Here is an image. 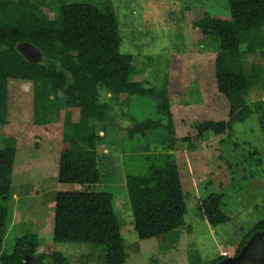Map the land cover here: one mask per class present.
I'll list each match as a JSON object with an SVG mask.
<instances>
[{"label":"rangeland","instance_id":"rangeland-1","mask_svg":"<svg viewBox=\"0 0 264 264\" xmlns=\"http://www.w3.org/2000/svg\"><path fill=\"white\" fill-rule=\"evenodd\" d=\"M83 1L111 3L119 25V50L133 55L134 79L142 80L156 93L164 91L169 106L166 117L152 93L136 94L124 102L121 98L125 95H119L118 101L104 91L99 94V101L110 107L104 122H94L102 137L96 148L99 171L102 184L114 194L126 244L125 264H219L234 255L243 238L264 219V134L258 115L233 124L226 134L195 137L200 121L226 119L228 108L216 91L213 76L217 41L193 28L192 21L203 12L229 18L226 0ZM45 11L49 18L56 14L55 9ZM243 64L251 79L246 101L251 105L264 101V51L245 55ZM9 90V117L8 123L0 126V147L5 138H14L16 154L3 249L11 252L15 237L33 233L38 238L35 252L43 254L45 262L52 251H58L68 264H106L103 253L91 245L53 241L54 194L86 188L58 183L56 177L58 154L63 148V118L78 121V110L63 108L44 128H34L31 87L15 81ZM168 119L173 136L191 138L192 147L187 145L190 141L178 150L168 147ZM146 120L158 123L125 138L126 128ZM167 158H174L178 165L187 206L184 223L175 232L139 239L133 226L127 176L144 175L149 166L161 165ZM213 192L222 194L221 212L226 216L216 225L198 209ZM253 246L250 253L263 256L255 263L264 264V245ZM35 261L26 256L22 264Z\"/></svg>","mask_w":264,"mask_h":264},{"label":"trees","instance_id":"trees-1","mask_svg":"<svg viewBox=\"0 0 264 264\" xmlns=\"http://www.w3.org/2000/svg\"><path fill=\"white\" fill-rule=\"evenodd\" d=\"M226 2L229 18L203 12L202 17L192 21L193 28L217 41L219 51L213 76L216 91L228 108L226 119H206L197 124L198 139L208 134H226L233 124L252 114L258 115L264 134V101L253 105L246 101L251 79L243 64L245 55L264 51V0ZM110 4L83 0H0V126L8 123L9 89L15 81L31 87L30 116L34 128L39 125L44 128L63 108L78 110V121L63 118V148L58 154L56 177L58 183L86 188L54 194L53 241L91 245L103 253L106 264H125L126 244L114 194L102 184L99 171L96 148L102 137L94 122L105 121L110 109L108 103L99 101V94L104 91L118 101L119 95H125L121 98L124 102L136 94L152 93L159 99L158 109L166 117L169 106L164 91L156 93L146 88L142 80L134 79L133 55L119 50V25ZM51 9L56 11L53 18L45 11ZM22 42L38 48L39 62H29L21 54L17 45ZM157 123L152 120L135 123L126 128L125 138L144 133ZM166 128L171 150L184 147L187 141L192 147L191 138L173 136L170 120ZM15 154V139L5 138L0 147V264H22L26 256L37 259L33 264H68L58 251H52L45 262L43 254L35 252L38 238L33 233L15 237L11 252L3 249ZM126 189L139 239L175 232L184 223L187 206L174 158L149 166L144 175H128ZM222 197L221 193L213 192L198 205L210 224L226 220L221 212ZM263 231L264 219L243 238L237 252Z\"/></svg>","mask_w":264,"mask_h":264},{"label":"water","instance_id":"water-1","mask_svg":"<svg viewBox=\"0 0 264 264\" xmlns=\"http://www.w3.org/2000/svg\"><path fill=\"white\" fill-rule=\"evenodd\" d=\"M17 48L29 62H39L41 60V53L38 50V48L33 44L29 42H22L17 45ZM245 250H246V246L242 248L240 254L232 258H227L223 260V262H220L219 264H223L226 262H233L241 259L242 256L244 255Z\"/></svg>","mask_w":264,"mask_h":264},{"label":"flooded vegetation","instance_id":"flooded-vegetation-1","mask_svg":"<svg viewBox=\"0 0 264 264\" xmlns=\"http://www.w3.org/2000/svg\"><path fill=\"white\" fill-rule=\"evenodd\" d=\"M263 234H264V231L262 233H259V234H256V235L253 236L254 239L251 241L249 246H246V250H245L244 255L242 256L241 259H239L237 261H233V262H226V263H223V264H256L255 263L256 262L255 259H257L259 257H263V256H260V254H258L257 252L256 253H252V254L250 252L252 250L251 248L254 247L253 244L255 245V243H257L259 245L261 244V246L264 245V236H263ZM240 251L235 253L234 255L230 256L229 258L237 256L240 253ZM225 259H227V257L221 259L220 262H223V260H225Z\"/></svg>","mask_w":264,"mask_h":264}]
</instances>
